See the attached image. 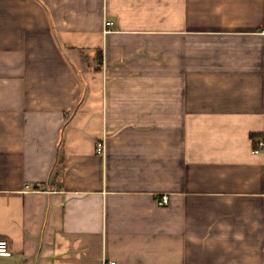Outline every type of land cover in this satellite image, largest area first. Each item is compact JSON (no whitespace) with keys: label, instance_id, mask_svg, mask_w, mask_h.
Listing matches in <instances>:
<instances>
[{"label":"crops","instance_id":"0c3cea01","mask_svg":"<svg viewBox=\"0 0 264 264\" xmlns=\"http://www.w3.org/2000/svg\"><path fill=\"white\" fill-rule=\"evenodd\" d=\"M261 142L264 0H0V264H264Z\"/></svg>","mask_w":264,"mask_h":264},{"label":"built area","instance_id":"2783aa9c","mask_svg":"<svg viewBox=\"0 0 264 264\" xmlns=\"http://www.w3.org/2000/svg\"><path fill=\"white\" fill-rule=\"evenodd\" d=\"M114 23L111 20H105L104 26V32L107 33L109 31L110 26H112ZM262 146L264 145L263 142L260 143ZM96 151L98 154L101 155H105L106 151H107V146H106V140L105 138H102L100 140H98L97 144H96ZM30 186H27V189H29ZM170 201V197L167 194L162 195L161 198L158 199V203L160 205H167L169 204ZM10 249V244L9 241L7 239H0V255L1 254H5L7 252H9ZM103 264H116L115 261H109V260H104Z\"/></svg>","mask_w":264,"mask_h":264}]
</instances>
